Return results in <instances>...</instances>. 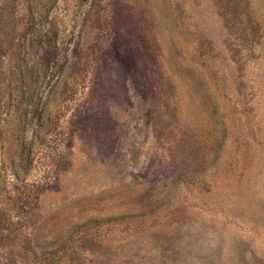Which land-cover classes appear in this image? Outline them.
<instances>
[{"label":"rangeland","instance_id":"374dc122","mask_svg":"<svg viewBox=\"0 0 264 264\" xmlns=\"http://www.w3.org/2000/svg\"><path fill=\"white\" fill-rule=\"evenodd\" d=\"M0 264H264V0H0Z\"/></svg>","mask_w":264,"mask_h":264},{"label":"trees","instance_id":"16d2710c","mask_svg":"<svg viewBox=\"0 0 264 264\" xmlns=\"http://www.w3.org/2000/svg\"><path fill=\"white\" fill-rule=\"evenodd\" d=\"M16 173V175H19V173L18 172H15Z\"/></svg>","mask_w":264,"mask_h":264}]
</instances>
